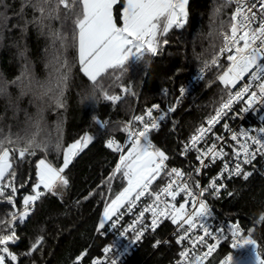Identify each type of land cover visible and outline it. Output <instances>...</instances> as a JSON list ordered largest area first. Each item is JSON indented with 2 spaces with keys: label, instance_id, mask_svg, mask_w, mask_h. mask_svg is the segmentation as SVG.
<instances>
[{
  "label": "snow or ice",
  "instance_id": "1",
  "mask_svg": "<svg viewBox=\"0 0 264 264\" xmlns=\"http://www.w3.org/2000/svg\"><path fill=\"white\" fill-rule=\"evenodd\" d=\"M229 3H235V10L231 12L230 26L226 31L225 22L219 17ZM188 4L189 0H24L17 6L3 0L0 3V36L18 32L19 39H24L30 26L38 28L40 33L47 30L49 36L54 35L59 41L60 49L50 63L60 65V70L55 79L51 76L46 81L37 79L27 56L28 49L20 47L18 40V55L23 64L19 74L13 78L0 73V95L11 98L13 89L19 90L20 95L39 90L40 96L44 97L59 89L50 99L57 110L64 109L70 77L73 68L78 66L83 87L91 89L81 96L83 103L95 105L104 100L119 106L128 96L138 95L134 83L123 84L129 70V58L135 57L137 64L146 71L152 57L161 51V46L169 43L166 36L170 30L185 26L189 15ZM57 24L60 27H56ZM218 29L220 43L218 50L215 43L212 45L211 59L205 58L208 49L195 53V56L203 62L199 69L200 77L206 69L216 66V80L223 86L227 99H223L215 113L208 116L206 126L201 124L182 142L179 155L187 158L189 153H194L198 161V164H193L191 159L188 160L187 167L191 171L175 166L169 168L166 163L169 155L152 139L153 131L160 129V122L176 110L180 98L185 95L183 86L179 89L180 97L166 111L153 103L146 106L141 114L125 121H102L94 117L98 130L118 126L124 133L122 142L108 138L105 147L118 154L108 177L109 189L110 182L117 178L118 173L120 179L126 182L121 191L104 201L96 231L100 232L107 222L113 229L122 228L119 232L122 237L131 231L133 240L138 242L149 229L155 232L164 220H170L176 226L175 243L182 248L175 264H216L214 254L221 242L229 237L231 249L251 245L255 256L253 264H264V251H261L264 246L253 238L252 228L244 235L245 230L236 221L229 223L226 229L218 227L211 231L202 221V218L212 215L205 195L217 197L226 188L229 179L243 177L247 181L252 172L245 166L255 169L257 158H264V126L235 131L226 122L230 115L235 119L254 109L257 103L264 106V0H227V3L216 5L205 38L217 40ZM221 57H226V66ZM245 76L247 82L243 87L234 89L237 81ZM115 86L120 87L123 96L110 91ZM168 94L169 90L165 89L164 95ZM237 103L244 107L239 113H234L233 106ZM42 112L43 109H39L35 116H28L20 133L9 130L5 134L0 129V201L7 202L14 209L0 219V264H20L21 256L28 258L27 264H39L36 253L43 255L44 236L35 238L23 253L14 251L12 246L21 241L17 221L23 224L36 203L47 195H64L71 183L66 170L78 153L95 140L93 135L84 132L78 139L63 146V121H57L53 136L46 130L47 122ZM154 112L160 114L154 115ZM221 123L225 134L216 131ZM253 131L257 134H252ZM209 137L212 138L211 144L208 143ZM226 147L231 148V153L225 150ZM52 151L57 156L62 153V163L49 159ZM37 152L43 153V156L35 162L34 177L30 174L27 180H21L17 171L19 163L35 157ZM217 161H222L219 170L207 185H202L199 177L205 169L216 166ZM162 173L168 178L167 183L157 190L153 182ZM181 194L183 201L177 204ZM21 197L22 209H18L17 200ZM145 197L149 202L134 212L138 202ZM123 209L134 215L126 226L121 223L125 216ZM146 214H150V223L146 222ZM260 222H264V215L260 216ZM209 237L214 242H209ZM185 241L191 247L185 246ZM160 243L156 240L154 246ZM204 248L206 251L201 250ZM111 250L109 245L103 252L107 254ZM85 256L86 250L79 252L73 264H84ZM90 264H117V261L95 258ZM218 264H240V261L230 251L219 259Z\"/></svg>",
  "mask_w": 264,
  "mask_h": 264
},
{
  "label": "trees",
  "instance_id": "2",
  "mask_svg": "<svg viewBox=\"0 0 264 264\" xmlns=\"http://www.w3.org/2000/svg\"><path fill=\"white\" fill-rule=\"evenodd\" d=\"M6 3L18 6L21 0H6ZM221 3L226 2L224 0H189L187 6L189 15L185 26L170 30L166 36L169 43L161 46V51L152 57V62L146 71L137 64L135 57L129 58L127 61L129 70L123 79V84L134 83L138 95L128 96L119 106H113L104 100L98 101L95 105L83 103L81 96L85 92H90L91 89L83 87L82 74L78 72V66L73 68V75L70 77L69 87L65 93L66 107L50 113L48 120L49 122L63 121V146L66 147L84 132H88L95 137V140L89 145L86 153L94 149L97 151L86 160H82L83 155L73 159V163L66 170L71 183L66 194L62 197L58 196L60 205L46 197L42 198L36 203L33 212L23 224L17 221V231L21 241L12 246L14 251L23 253L35 238L42 235L45 238L43 255L36 253L39 264H73L75 256L85 250L84 264H90L91 260L99 255L105 242L98 237L96 228L103 212L104 201L121 191L126 182L120 179L118 173L117 178L110 182L111 189H109L108 177L115 167L118 154L105 147V141L108 138L123 141L124 133L118 126L98 130L94 117H99L102 121L119 122L141 114L146 106L153 103L173 104L178 88L203 66L202 60L197 59L195 53L208 49L205 58L210 60L214 43L218 50L220 41L205 37L209 31V19L213 8ZM232 11L233 6L228 4L219 17L225 22L226 31L230 26ZM56 27L60 25L57 24ZM69 31H71V21H69ZM18 40L20 47H27V56L34 71L41 73L38 58L45 51V42L41 34L31 26L25 33L24 39H19L18 32L0 36V73L6 74L8 78L19 74L23 61L18 55ZM221 61L226 66L227 62L224 59ZM216 76V66L209 67L204 79L180 101L176 110L168 115L162 128L152 133L153 143L169 155L168 164H179L183 160V157L179 155L181 143L189 138L195 128L212 115L222 100L227 97ZM164 88L169 90L167 97L162 94ZM16 91L13 89L14 93ZM110 91L123 96L119 86L111 88ZM27 106L28 102L25 100L24 107ZM19 112L20 108L17 107L15 113L6 115V110L0 107V129L5 134L9 130L12 133L21 132V125L16 118ZM55 129L56 124L51 128L46 125V130L53 136H55ZM42 156L43 153L37 152L35 157L19 163L17 171L21 180H27L30 174L34 177L35 162ZM49 159L62 163V153L57 156L52 151L49 153ZM18 161L17 153L16 162ZM249 171L252 172L249 179L245 181L241 177L231 183L225 193L213 202L212 208L224 218L238 219L246 235L247 230L252 228L253 238L264 246V222H260V216L264 215V167L250 168ZM21 200L22 197L17 200L18 209H22ZM13 210L7 202L0 201V219ZM168 232L169 224H163L154 234L148 235L137 251L123 264H167L170 262L177 252L172 243L153 249L156 240H162ZM229 251L227 244L221 243L214 254L216 264ZM261 251H264V247ZM27 261L28 258L21 256L20 264H27Z\"/></svg>",
  "mask_w": 264,
  "mask_h": 264
},
{
  "label": "built area",
  "instance_id": "3",
  "mask_svg": "<svg viewBox=\"0 0 264 264\" xmlns=\"http://www.w3.org/2000/svg\"><path fill=\"white\" fill-rule=\"evenodd\" d=\"M224 1L227 3V0H224ZM229 4L233 6V11H234L235 10V3H229ZM222 59H224L226 61V57H221V60ZM207 71H208V69L205 70V72H204L202 77H200L199 70L189 77V79L182 85L186 89V93L183 96V98H185L187 96V94L192 90V88L195 85H197L198 83H200L204 79ZM246 82H247V80H246V76H245L240 81H237V84L233 88L238 90V88L239 87H243L244 83H246ZM180 87L178 88V93H177V96H176V98H175L173 103H175L176 99L180 97V93H179ZM165 89H168V88H164L163 91H162V94H163V96L167 97L168 95H164V90ZM183 98H180V101ZM225 99H227V97ZM157 104H159L161 106V109L164 110V111H166L167 108L170 105L169 102H165L163 104H160V103H157ZM233 107H234V113H239L240 109L242 107H244V105L237 103ZM214 113H215V111L213 112V114ZM159 114H160L159 112H154V115H159ZM136 115H138V114H136ZM167 118H168V116H167ZM167 118H166V120H167ZM166 120L160 122L161 123L160 129L162 128V126L166 122ZM206 120H207V118L201 124H205V126H206V123H205ZM226 122H228L230 124V127L233 130H235V131H239L241 128L248 129V130L258 129L261 126H264V106L259 105V103H257L254 109H249L247 112H244V113L236 116L235 119H233L232 115H230ZM200 125H198L195 128V130ZM195 130L192 132V134L195 133ZM158 131H153V133H156ZM216 131L220 132L221 134H225L224 133V129H223V123L219 124L216 127ZM252 134H257V133L255 131H253ZM186 140H184V141H186ZM211 142H212V138L209 137L208 138V143L211 144ZM229 143H235V142L229 141ZM181 148H182V143L180 145V150H181ZM225 150L228 151L229 153H231V148L230 147H226ZM194 157H195L194 153H189L188 157L187 158L183 157V160L179 164L170 165V164H168V162H166V163H167L169 168L175 166V167H180L183 171H191V169L187 167V163H188V160L191 159L193 164H198V161H196ZM254 163H255V168H258V167H262L263 168L264 167V158L258 157L257 160ZM221 164H222V161H217L216 166H214V167H212L210 169H205L204 170V174L201 177H199V179L201 180V184L202 185H207L208 184V182L212 178V176H214L216 174V172L219 170V166ZM250 168H252V167L251 166H245V169L248 170V171L250 170ZM162 177H163V179H162ZM239 178H241V177H236V178H232V179L227 180L226 181V188L224 190H222L217 197L213 198L212 196H210L208 194L205 195L206 203L210 206L212 215L202 218V221L209 226V229L211 231H214L218 227H224L226 229L229 223L238 221V219H229V218H224V217L220 216L218 213H216L213 210L212 204H213L214 201L218 200L224 194V192L227 190V187L231 183H233L234 181L238 180ZM167 179L168 178L165 177L164 174L162 173L161 177H158L157 180L153 182L154 188L158 190L159 187H162L164 184L167 183ZM182 201H183V194L178 196L177 204L179 202H182ZM147 202H149L147 197L142 198V200L140 202H138L137 206L134 208V212H137L139 210V208H142L143 204L147 203ZM34 208H35V206L33 207V210H34ZM33 210L30 212V214L33 212ZM123 211L125 212V216H124V219L122 220L121 223L126 226L128 223H130L134 219V215L128 213L127 209H123ZM146 215H148V220L146 222L150 223V214H146ZM163 224H169V232L162 240H160L161 243L158 246H154L155 243L153 244V249L155 250L159 246L168 245L169 243H172L176 247L177 252H176L175 257L170 262H168L167 264H175L176 260L179 259V255H178L179 251L182 250L181 246H179V245H177L175 243L174 231H175L176 226L172 225L170 220H164L162 222V224L160 226H158L157 230ZM241 227H242V225H241ZM120 231H122V228H120L119 226L117 227V229H113L107 223L101 229V231L98 232V237L100 239L104 240L105 244L101 248L99 255L96 256L95 258H99L101 260H104L105 258H107V261H109V262H111V260L115 259L117 261V264H123L129 257L132 256V254L134 252L137 251V249L140 247V245L143 243V241L145 240V238L148 235H152V234H154L156 232V231L152 232L149 229V231L144 235V237L140 241L136 242V241L133 240V234H132L131 231H129L123 237L119 235ZM200 234L202 235L203 233L201 232ZM244 235H246L245 231H244ZM208 240H209V242H214V241L211 240V237H209ZM221 243H226L227 246L229 247V250L232 252V254L236 258H238L240 260L252 259V258L255 257L254 256L253 246H251V245H246V246H243V247H238L236 249H231L230 248V244H231L230 237H229L228 240L222 241ZM109 245L112 246V250L109 253L105 254L103 252V249L106 246H109ZM185 246L191 247L190 245L187 244V241H185ZM201 250L202 251H206V248L201 249ZM95 258H93V259H95Z\"/></svg>",
  "mask_w": 264,
  "mask_h": 264
},
{
  "label": "clouds",
  "instance_id": "4",
  "mask_svg": "<svg viewBox=\"0 0 264 264\" xmlns=\"http://www.w3.org/2000/svg\"><path fill=\"white\" fill-rule=\"evenodd\" d=\"M2 2L3 0H0V3ZM23 3L24 0H21V4ZM217 24H219V20L217 21ZM34 28L40 33L38 28ZM219 31L220 29H218L216 32L217 41L220 40ZM40 34L45 42V48H47V52L44 51L38 58V62L41 65V73H36L37 79L46 81L50 76L55 79L60 70V65L50 63V61L56 56L60 49L59 41L54 35L49 36L47 30ZM58 91L59 89H54L53 92L49 93L48 96L41 97L39 90H36L34 93H27L25 95H20L19 90H17L15 93L12 92L11 98H9V96L0 95V107L6 110V115L8 113H15L16 108H20V112L17 114L16 118L21 125V129L25 127L28 116H35L39 109H43L42 114L44 119L47 122V126L51 128L57 122H49L48 117L50 113L56 112L57 109L50 97L54 96L56 93H58ZM25 100L28 102L27 107H24ZM57 116H59V113H57Z\"/></svg>",
  "mask_w": 264,
  "mask_h": 264
},
{
  "label": "rangeland",
  "instance_id": "5",
  "mask_svg": "<svg viewBox=\"0 0 264 264\" xmlns=\"http://www.w3.org/2000/svg\"><path fill=\"white\" fill-rule=\"evenodd\" d=\"M234 86H235V85H234ZM234 86H233V87H234ZM90 144H91V143H90ZM90 144H89V145H90ZM89 145H88L87 147H85L80 153H78L77 157H75V158L77 159L80 155H83V156H82V160H86V159H88V158H91V157L96 153L97 150L94 149V150L89 151L88 153H86V151L88 150ZM125 186H126V184H125ZM65 194H66V192L64 193V195H65ZM64 195H63V196H64ZM46 198L49 199L50 201H52V202L58 204V205L61 204L58 196L53 197V196H51V195L49 194V195L46 196ZM106 224H107V222H105V225H106ZM105 225H104V226H105Z\"/></svg>",
  "mask_w": 264,
  "mask_h": 264
},
{
  "label": "crops",
  "instance_id": "6",
  "mask_svg": "<svg viewBox=\"0 0 264 264\" xmlns=\"http://www.w3.org/2000/svg\"><path fill=\"white\" fill-rule=\"evenodd\" d=\"M119 1V0H118ZM228 254V253H227ZM226 254V255H227ZM233 255V254H232ZM233 257L235 258V259H237L238 261H240V264H253V262H254V259H255V257L254 258H252V259H246V260H240V259H238V258H236L234 255H233ZM218 264V263H217Z\"/></svg>",
  "mask_w": 264,
  "mask_h": 264
},
{
  "label": "water",
  "instance_id": "7",
  "mask_svg": "<svg viewBox=\"0 0 264 264\" xmlns=\"http://www.w3.org/2000/svg\"><path fill=\"white\" fill-rule=\"evenodd\" d=\"M263 179H264V175H263Z\"/></svg>",
  "mask_w": 264,
  "mask_h": 264
},
{
  "label": "bare ground",
  "instance_id": "8",
  "mask_svg": "<svg viewBox=\"0 0 264 264\" xmlns=\"http://www.w3.org/2000/svg\"><path fill=\"white\" fill-rule=\"evenodd\" d=\"M160 103V102H159ZM225 193V192H224Z\"/></svg>",
  "mask_w": 264,
  "mask_h": 264
}]
</instances>
